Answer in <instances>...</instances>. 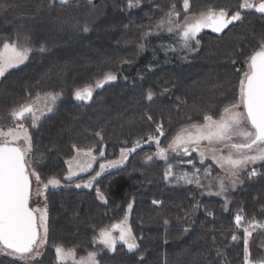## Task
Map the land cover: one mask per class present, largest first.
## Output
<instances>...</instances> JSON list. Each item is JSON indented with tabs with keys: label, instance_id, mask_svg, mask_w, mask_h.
Masks as SVG:
<instances>
[{
	"label": "trees",
	"instance_id": "16d2710c",
	"mask_svg": "<svg viewBox=\"0 0 264 264\" xmlns=\"http://www.w3.org/2000/svg\"><path fill=\"white\" fill-rule=\"evenodd\" d=\"M126 1L92 0L90 4L89 0H68L62 4L53 0L50 5L48 0H0V43L7 39H18L22 45L30 41L27 46L32 49L22 65L0 77V125L7 123L11 107L38 92L61 93L60 107L40 120L33 131V168L41 179L55 177L64 183L46 191L49 231L38 264H58L53 251L56 245L71 248L78 256L100 249L99 264H245L243 227L253 218L264 222V162L254 166L257 176L249 178L250 170L245 169L240 176L242 183L229 189L227 210L225 198L208 194L207 188L164 181L169 165H181L175 171L189 174L199 169L203 177L209 162L199 163L192 152L148 163L143 155L156 146L143 145L124 166L98 177L94 189L76 188L82 177L64 180L73 145L91 147L97 155L104 148L106 158L114 159L122 147L146 141L149 134L159 135L157 124L165 132L160 147H166L184 125L202 123L206 113L219 116L225 105L236 101L246 59L264 42V14L250 9L242 13L241 21L221 33L204 30L199 35L198 52L150 67L141 57V35L154 29L165 15L167 4V8L173 4L177 8L179 3L144 0L147 10L143 11L138 7L129 9ZM154 2L162 9L155 8ZM208 2L229 6L237 0H192L189 12L197 13ZM75 8L84 9L87 16L100 12L88 31L78 27L67 38V27L51 30L64 17L79 19L81 12ZM67 9L71 10L70 16H65ZM238 10L237 4L228 12ZM188 13L181 12L179 19ZM244 14L248 19L244 20ZM112 19L110 32L100 36L106 21ZM133 33L138 36L136 42L130 38ZM127 38L134 49H125ZM56 40L63 43L52 47ZM42 45L47 49L40 51ZM100 50L105 52L101 54ZM106 70L115 71L120 79L96 89L88 100L74 97L77 89L93 84ZM149 91L153 93L151 100L147 99ZM96 132H101L102 140ZM188 159L195 168L187 163ZM97 188L106 203L98 199ZM132 200L130 223L138 250L129 252L120 244L115 251L102 250V245L93 243L94 238L101 228L121 219ZM154 200L161 203L153 204ZM238 213L244 217L239 230L235 224ZM234 234L238 236L236 241L232 240ZM249 249L251 262L264 258V230L253 232ZM1 259L0 264H8L10 258Z\"/></svg>",
	"mask_w": 264,
	"mask_h": 264
},
{
	"label": "snow or ice",
	"instance_id": "6c2138e0",
	"mask_svg": "<svg viewBox=\"0 0 264 264\" xmlns=\"http://www.w3.org/2000/svg\"><path fill=\"white\" fill-rule=\"evenodd\" d=\"M49 4L53 0H48ZM62 4H67L68 0H60ZM92 0H89L91 4ZM141 0H128V8L140 6ZM173 4L169 11L154 26V29L142 33L141 40L153 34L166 31L175 38L176 45L184 50H195V45H200L197 34L203 28H211L213 32L221 33L234 22L241 21L242 13L255 9L256 12L264 14V0H242L239 10L229 14L224 9H214L208 7L201 10L198 14L185 15L182 23L177 22L176 17L180 13L176 12ZM185 13L190 11V0H183ZM7 10L6 8L4 9ZM83 31H88L85 27ZM25 41L22 45L17 40L11 42L4 41L0 46V77H3L8 70L23 64L32 51ZM140 44L139 48L143 49ZM165 53L176 52L173 45L164 46ZM40 51H44L43 45ZM235 63V61H233ZM246 71L239 81L238 99L234 103H229L221 110L219 118H214L210 114H204L203 123L192 122L181 127L169 141L167 147H160V137L165 135L163 126L157 124L155 131L159 135L149 134L146 141L137 140L132 147H122L120 155L116 159H107L106 150L100 148L98 155L93 152V148H78L73 145L77 155L71 160L66 161L68 171L64 180L71 181L79 178L80 174L88 173L89 170L95 171V175H89L87 180H81L75 185L76 188H91L97 177L102 176L109 169H118L126 164L129 156L141 147L142 143L154 142L156 151L151 155H146L143 159L152 161L162 159L167 161L169 153H183L188 156L191 152H196L204 162L206 155L211 154L212 161L220 168L223 175L212 176L211 169H206L201 177L200 170L196 169L189 174L188 172H177L175 169L181 165H169L163 174L166 182H175L177 185H194L197 188H207L209 194L224 197L225 209L227 210V193L229 188H235L242 183L239 179L243 171L250 164L257 161H264V42H261L256 50L246 59ZM117 76L113 73H106L104 77L96 81V87L101 88L110 81H115ZM61 93L44 92L37 93L30 97L28 101L12 108L9 117L15 123L7 131L0 128V256L10 258L8 264H38L37 258L41 256V248L46 244L48 235L47 210L32 209L29 207L31 177H35L39 184L41 178L35 170H29V156L32 152V137L29 135V127L23 121L31 119V127H36L37 122L47 113L54 109ZM77 100H88L92 97V88L85 87L74 92ZM153 93H147V99L151 100ZM242 109V111H241ZM151 120V117H148ZM191 119V118H189ZM103 139L101 132L95 134ZM239 140V143L234 141ZM227 149V154H223ZM84 157L81 160L80 157ZM102 161V162H100ZM99 162V170L93 168L94 163ZM183 163V162H182ZM187 163L195 168L191 159ZM258 173L253 169L248 173L249 178L257 176ZM207 180V184L202 183ZM61 184V180L55 177L49 178L44 184V190L49 186L55 188ZM212 188H216L213 193ZM98 199L104 201L106 198L99 188L96 189ZM42 194V193H41ZM160 201H153V204H160ZM195 207V206H194ZM131 211L133 204L127 206ZM40 212L39 223H37L36 212ZM212 215V213H208ZM168 221L165 220V224ZM244 223V217L238 213L235 216L237 230ZM257 229L264 230V222H259L255 218L251 219L247 226L243 227L244 242V262L251 264L249 249V238ZM118 236L114 235L115 232ZM185 232L188 229L184 230ZM237 235L232 236L236 241ZM126 246L129 252L138 250L139 245L131 226L128 224V213L123 219L113 223L110 227L101 228L98 237L94 238L93 243L103 245L108 251H115L117 242ZM58 264H66L69 257H75L74 250H65L62 245L55 246ZM98 253L88 252L86 256L79 260L73 259V264H98ZM256 264H264V258L256 261Z\"/></svg>",
	"mask_w": 264,
	"mask_h": 264
},
{
	"label": "rangeland",
	"instance_id": "374dc122",
	"mask_svg": "<svg viewBox=\"0 0 264 264\" xmlns=\"http://www.w3.org/2000/svg\"><path fill=\"white\" fill-rule=\"evenodd\" d=\"M213 1H216V0H213ZM145 2L146 1H144V0H142V2L140 3V6H138V8H140V9H142L143 11H146L147 9H146V7H145ZM167 2V1H166ZM174 2H177V4L179 3V5H178V7L177 8H175V10H176V12H178V13H180V15H181V12H184L185 10H184V8H183V0H171V3H174ZM239 0H237V2H234V3H229V6L228 5H226V4H222V3H219V5H217V4H215V2H208L206 5H205V7H201V8H199L198 10H197V13L196 14H198L201 10H206L208 7H216V6H221V7H223L224 9H226L227 11L228 10H232L233 9V7L235 6V5H239ZM242 2V0H240V3ZM257 2H258V0H257ZM191 3H192V0H190V5H191ZM77 4H78V6L79 5H82V6H85L84 4H82V3H80V2H77ZM57 5V4H56ZM126 5H128V0L126 1ZM153 5L155 6V8H160V9H162L161 8V5H159V4H157V2L155 3H153ZM158 6V7H157ZM167 6H168V4H167ZM167 6H166V8H164L165 10L163 11V14L165 13V12H167V10H169L170 9V7L169 8H167ZM181 7V8H180ZM97 8V7H96ZM75 10L76 11H79V12H81V13H79L80 14V18L79 19H76V18H67V17H64V21L62 22V20H61V23H58L57 25H54V26H51V30H55V29H57V28H60V26H63V27H67V29H68V31H67V38H69V36H71L73 33H76L77 32V28L79 27L80 29H81V27L84 29L85 27H87V28H90L91 26H92V24L94 23V21L95 20H97L98 19V15L100 14V12H96L93 16H87L86 14H85V10L83 9V10H79L78 8H75ZM71 10L70 9H67L66 10V14H65V16H70V12ZM230 12H232V11H230ZM69 13V14H68ZM78 13V12H77ZM192 14H194V13H188L187 15H192ZM145 15V14H144ZM179 15V16H180ZM250 15V14H249ZM103 16V14H101L100 15V17H102ZM146 16V15H145ZM179 16L178 17H176V19H177V22H180V23H182L183 21H184V18H185V15L182 17V20H180L179 19ZM99 17V18H100ZM115 20H117L116 18H114ZM246 19H248V15H245L244 14V20H246ZM260 21V20H259ZM264 22V21H263ZM114 23V20L112 19V20H107L106 21V23H105V25H104V27L101 29V31H100V36L102 35V33L103 32H106V31H109L110 32V30H109V28H110V26H112V24ZM258 23H261V21L260 22H258ZM85 24V25H84ZM118 24H117V22H115V28H116V26H117ZM65 30H66V28H64ZM117 29V28H116ZM204 30H207V28H203L202 30H201V32L200 33H198L197 34V39H199V35L204 31ZM61 34V33H60ZM130 38H133L134 39V41H135V38H137L138 39V36H137V34H135V33H133L132 34V37H130ZM128 39L129 38H127L126 39V45H125V49L126 50H129L131 47V49H134L133 48V46H132V44L131 43H129L128 42ZM200 40V39H199ZM7 41H9L8 39H7ZM137 41V40H136ZM135 41V42H136ZM9 42H11V41H9ZM63 42H60L59 40H56V41H54V42H52V47L53 46H56V47H58L57 45H59V44H62ZM100 42H98V44H99ZM2 44L3 43H0V46H2ZM136 44H138V42L136 43ZM143 45H144V47H143V49H141V57H142V60H143V58L148 62L146 65H148V66H150V67H152L153 65H155V64H159V63H168V62H170L172 59H174V58H176V57H178V56H182V55H189V54H193V53H195V52H198L199 51V49H200V45L199 46H196L195 45V41H193L192 42V47H193V49H195V50H191V51H189V50H184V49H181L180 47H179V45H176V43H175V38L174 37H172V36H170L166 31H163V32H161V33H159V34H157L155 31H153V34L151 35V36H149V37H147L146 39H144V42L142 43ZM161 45H164V46H168V45H173V46H175L176 47V52H171V51H169L167 54L165 53V51H164V48L163 47H161ZM43 47H44V49H47V45H43ZM41 48V47H40ZM87 50V49H86ZM108 53H110V50H106ZM102 52H105L104 50H100V53L102 54ZM99 54V53H98ZM100 56V55H99ZM22 65V64H21ZM18 66H20V65H18ZM18 66H16V67H18ZM16 67H14V68H12V69H15ZM11 70V69H10ZM247 69H245V71H246ZM9 71V70H8ZM244 71V72H245ZM106 73H113V74H115L116 76H117V79L115 80V81H110V82H108V83H106L104 86H107V85H109V84H112V83H115L116 81H118L119 79H120V77L117 75V73L115 72V71H111V70H106ZM105 73V74H106ZM104 74V75H105ZM104 76H102L101 78H98L97 80H100V79H102ZM96 80V81H97ZM96 81H94V83L93 84H90L88 87H91L92 88V93H94L95 92V90L96 89H98L95 85H96ZM237 94L239 93V86L237 87ZM52 92V91H51ZM54 92H56V91H54ZM34 97V96H33ZM237 99H238V97L236 98V101H237ZM29 99H26L23 103H25L26 101H28ZM235 101V102H236ZM22 103V104H23ZM58 107H60V104H59V100L57 101V103H56V105L54 106V109H53V111H51V112H47L42 118H41V120H43V119H45L46 117H48V116H50L51 114H53L57 109H58ZM12 109V107L9 109V112H10V110ZM241 111H242V109H241ZM220 116V115H219ZM219 116H216V117H214V118H219ZM15 123H17V122H14L10 117H8V121H7V123H5V124H1L0 125V128H2L4 131H7L10 127H14L15 126ZM23 123H25L26 124V126H28L29 127V135L32 137V144H33V131H34V129H35V127H31V119L29 118V119H27L26 121H23ZM39 123V121L37 122V124ZM203 123V122H202ZM72 125V124H71ZM234 142H236V143H239L240 141L239 140H236V141H234ZM143 145H147L148 147H151L152 145L153 146H156V144L154 143V142H148V143H142L141 144V146H143ZM129 147V146H128ZM132 147V146H131ZM167 147V146H166ZM83 149H87V147H82ZM157 149H155L154 151H148L146 154H144L143 155V158L146 156V155H151V154H153V153H155V151H156ZM227 149H225L224 150V153L223 154H227ZM32 153H33V148H32V152H31V154H30V156H29V158H28V160H29V163L31 164V168L29 169L30 171L31 170H35L34 168H33V165H32ZM95 153V152H94ZM191 154V153H190ZM77 155V153H76V151H75V149H74V151H73V154H72V156H71V158L69 159V160H71L74 156H76ZM119 155H120V153H119ZM119 155L116 157V158H118L119 157ZM171 155H177V156H183L184 154L183 153H178V154H176V153H169V156H171ZM191 156H192V158H196L197 159V161L199 162V163H201V158H200V156H199V154L198 153H196V152H192V154H191ZM116 158H114V159H116ZM80 159L81 160H84L85 158L84 157H80ZM158 159V158H157ZM68 160V161H69ZM145 161V160H144ZM100 162H102V161H100ZM146 162V161H145ZM148 163L149 162H151V161H147ZM207 162H209V164H207ZM264 161H257V162H255L254 164H250L248 167H247V169H249L250 171H252L253 170V168H254V166H256L257 164H260V163H263ZM203 163H205V165H206V168L207 169H211L212 171H211V174H212V176H217V175H223V173L221 172V170H220V168L212 161V159H211V154H208V155H206V157H205V160H204V162ZM94 165H95V163H94ZM94 165H93V168L95 169V170H99V162H98V164H97V166H96V168L94 167ZM204 165V166H205ZM66 169H67V171H68V164L66 163ZM256 169V168H255ZM112 170H114V169H109L107 172H110V171H112ZM36 171V170H35ZM256 171V170H255ZM257 172V171H256ZM258 173V172H257ZM105 174V173H104ZM89 175H95V171H93V170H89V172L88 173H84V174H80V176L79 177H82L81 178V180H87L88 178H89ZM98 178V177H97ZM31 179V185H30V199H29V207L30 208H32V209H40V210H44L45 208H46V210H47V206H46V197H45V195H46V191L48 190L49 191V189H56V188H59V187H62L63 185H64V183L62 182V180H61V184L59 185V186H56L55 188H53V187H51V186H49V188L47 189V190H44V184L45 183H47V181H48V179H41V182L38 184L37 182H36V179H35V177H31L30 178ZM58 179V178H57ZM74 179H77V178H74ZM240 179V178H239ZM81 180L80 181H78V183H80L81 182ZM204 182H205V184H207V180H204ZM240 184V183H239ZM239 184H237V186L239 185ZM95 188V186H93V187H91L90 189H94ZM229 189H233V188H229ZM213 193L216 191V188H212V190H211ZM206 192L209 194V192H208V189L206 190ZM42 193V194H41ZM134 201L132 200L130 203H132L133 204V206H134V203H133ZM128 206V205H127ZM128 213V224L131 226V217H132V213H133V208H132V210L131 211H129L128 210V208L126 207V210H125V213ZM125 213H124V215H125ZM36 214V217H37V223H39V216H40V212L38 211V212H36L35 213ZM124 215H123V217H124ZM123 217L121 218V219H123ZM121 219H119L118 221H120ZM117 221V222H118ZM132 228V227H131ZM133 231V230H132ZM133 234H134V232H133ZM99 235V234H98ZM114 235H116V236H118L119 235V233H118V231L117 232H115L114 233ZM135 235V234H134ZM136 237V236H135ZM46 243H47V241H46ZM118 244H120V245H123L121 242H117V245ZM46 248V244L45 245H43L42 246V248H41V253L43 254V252H44V249ZM65 250H72L71 248H66V247H63ZM125 248H126V246H125ZM102 250H106L107 251V249H104V247H103V245H102ZM53 251H54V255L56 256V252H55V246L53 247ZM100 249H98V250H95V252H97L98 253V256H97V261H98V264H99V257H100ZM91 252V251H90ZM42 254H41V256L40 257H38L37 258V261H39L40 259H41V257H42ZM87 254V253H86ZM86 254H84V255H76V253H75V257L73 258V257H69L68 258V260H67V262H66V264H73V259H75V260H79L81 257H83V256H86ZM8 258V257H5V256H0V260H2L1 258ZM51 262H53V258L51 257ZM55 262V261H54ZM251 264H256V263H254V262H251Z\"/></svg>",
	"mask_w": 264,
	"mask_h": 264
},
{
	"label": "water",
	"instance_id": "95a60500",
	"mask_svg": "<svg viewBox=\"0 0 264 264\" xmlns=\"http://www.w3.org/2000/svg\"><path fill=\"white\" fill-rule=\"evenodd\" d=\"M235 23H236V22H234L233 24H235ZM231 25H232V24H231ZM229 26H230V25H229ZM229 26H228V27H229ZM207 30H212V29H211V28H207Z\"/></svg>",
	"mask_w": 264,
	"mask_h": 264
}]
</instances>
